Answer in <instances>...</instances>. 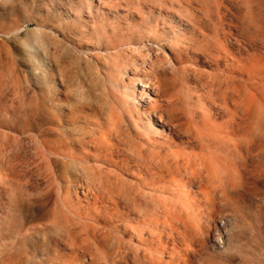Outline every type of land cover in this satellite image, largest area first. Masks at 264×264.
<instances>
[{
  "label": "rangeland",
  "instance_id": "obj_1",
  "mask_svg": "<svg viewBox=\"0 0 264 264\" xmlns=\"http://www.w3.org/2000/svg\"><path fill=\"white\" fill-rule=\"evenodd\" d=\"M188 1L0 0V264H264V0ZM200 8L219 13L218 46L232 53L222 73L235 78L240 118L224 130L238 145V175L223 164L240 186L213 207L195 198V216L202 229L209 227L203 239L192 237L196 227L175 222L190 240L185 254L177 235L175 244L167 238L156 195L190 214L179 199L184 190H198L194 179L188 177L183 189L145 186L146 207L142 202L138 213L128 212L120 184H148L145 173L125 175L121 168L131 157L95 152L84 141L124 109L123 91H133L139 115L153 104L150 87L129 85L132 66L117 76L126 57L146 54L134 65L144 72L161 57L178 68V51L186 48L191 86L214 74V65L191 47L200 32L189 13ZM156 29L167 39L156 43ZM167 62H161L164 69ZM148 117L150 132L143 122L138 130L164 148L172 138L168 127Z\"/></svg>",
  "mask_w": 264,
  "mask_h": 264
},
{
  "label": "bare ground",
  "instance_id": "obj_2",
  "mask_svg": "<svg viewBox=\"0 0 264 264\" xmlns=\"http://www.w3.org/2000/svg\"><path fill=\"white\" fill-rule=\"evenodd\" d=\"M200 3L201 6L204 5L203 0H200ZM187 4H189L188 0H186ZM170 9H166L169 14L177 15L183 19L181 14ZM182 11L187 12V9L184 8ZM193 11L195 10L193 9ZM199 11L189 13L194 28L200 32V38L194 39L195 44L191 47L194 52L204 56L214 65V74L208 75L205 83L197 81L191 86L188 67L183 63L188 59L185 56L186 48L178 51L177 54L178 61L181 63L180 67L175 68L161 57L150 61L147 72L142 71L138 68L139 66H134L139 57V60L144 63L142 60L147 56L146 54H141L139 57L131 56L132 58L125 56L128 60L123 56L126 61L125 59L121 60L122 63L117 67V76L119 77L118 74L125 70L127 65L132 66L134 76L129 80V85L133 87L135 83L143 82V87H150L156 98L153 99V104L139 115L136 106L131 101L135 98L133 91L129 93L123 91L121 100L124 109L120 113L114 111L107 128L98 130L96 136L89 132L88 139L91 141H84L86 144L91 142L95 152L102 149L103 152H109V154L115 152L120 157H131L132 163L129 165L125 163L121 168L125 175L133 174L132 172L135 171L145 173L146 179L150 182L148 184L139 182L134 188L127 180H122L120 184L119 193L128 212L138 213L142 202L146 207L145 194L142 190L145 186L158 191L169 187L183 189L188 187L186 180L188 177L194 179L198 190L195 193L184 190L179 199L180 206L188 209L190 214L184 215L182 209L172 210L171 206H174V202L172 203L171 198L156 195V199L161 198L162 205H164L161 213L163 227L167 228V238L172 244H175L174 236L177 235L182 245L186 246L185 254L187 247L190 246V240L186 239V234L175 225V222L182 225L184 229L196 227L195 230L198 232L196 234L194 230L192 237L196 235L195 237L198 239H203L209 227L206 230L201 228V221L195 216L197 207L193 201L197 199L204 206L213 207L216 198L222 201L232 196L240 186L238 177L234 181L230 175L228 176L223 164L224 160L226 163L228 161L232 173L238 175L236 164V158L239 155L238 145L235 144L236 140H233L234 134L229 136L228 131L224 130H228L229 126L236 124L240 118L235 78L233 75L228 76L222 73L227 58L231 57L232 53L222 44L218 46L217 37L222 34L219 13L204 8H200ZM204 21L207 22L206 27H203ZM166 39V35L158 34L156 29V43ZM231 49L235 50L234 45H231ZM116 58H121V54L113 57V59ZM164 60L167 62L166 69L161 63ZM109 66L107 68H110ZM222 66L223 68H221ZM227 68L231 71L230 73H236L233 67L228 66ZM178 71L180 72L179 78L175 73ZM142 78L143 80H141ZM127 88L129 87L123 86L124 90ZM139 94L145 95V92L142 91ZM130 96L132 97L130 98ZM217 99L221 100L220 104ZM207 100L210 102L208 103ZM128 106H132L134 111L129 110ZM246 106L250 108V100ZM123 113L127 116L125 117L128 126L123 122ZM150 115L168 127L167 135L172 138L163 142L164 148L144 139L143 134L138 130V122H143V129L150 132V117H148ZM129 131H133L132 135ZM76 140L79 141V139ZM223 178L229 179L231 183L223 184L221 182ZM156 185L159 186L156 187ZM166 216L169 217L170 222L165 219ZM191 220L192 222L195 220V226H192ZM154 224L156 225V223ZM219 236L217 240H219ZM156 237L159 238L157 235ZM159 246L163 248L162 244ZM158 253L159 250L156 249V254L158 255ZM175 259L179 260L180 256L177 255Z\"/></svg>",
  "mask_w": 264,
  "mask_h": 264
}]
</instances>
